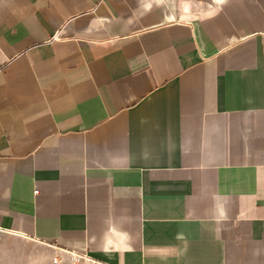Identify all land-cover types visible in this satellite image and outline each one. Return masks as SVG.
Masks as SVG:
<instances>
[{"label":"crops","instance_id":"obj_1","mask_svg":"<svg viewBox=\"0 0 264 264\" xmlns=\"http://www.w3.org/2000/svg\"><path fill=\"white\" fill-rule=\"evenodd\" d=\"M0 240L264 264V0H0Z\"/></svg>","mask_w":264,"mask_h":264},{"label":"rangeland","instance_id":"obj_2","mask_svg":"<svg viewBox=\"0 0 264 264\" xmlns=\"http://www.w3.org/2000/svg\"><path fill=\"white\" fill-rule=\"evenodd\" d=\"M0 240V244H5V248L3 249V251H0V260H9L13 263L11 264H99L96 262H93L87 258L84 257V254L82 253H76V256L72 255L71 253L68 252V256H63L61 254L57 255V259L56 258H51V261L48 262L47 257H48V250L45 249L43 246L40 247H36L34 248L32 245L30 244H25L24 248V257L20 258V257H15L14 255H12L10 253V251H8V249H6V246H10V247H15V245H13L10 242L4 241L2 242ZM21 246V245H19ZM36 253V254H40L41 256V260L40 261H35L32 258V254Z\"/></svg>","mask_w":264,"mask_h":264}]
</instances>
